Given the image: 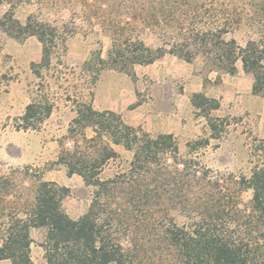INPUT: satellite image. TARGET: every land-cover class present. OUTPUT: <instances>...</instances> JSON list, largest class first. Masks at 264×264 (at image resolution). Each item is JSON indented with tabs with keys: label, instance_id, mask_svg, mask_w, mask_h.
Returning a JSON list of instances; mask_svg holds the SVG:
<instances>
[{
	"label": "trees",
	"instance_id": "16d2710c",
	"mask_svg": "<svg viewBox=\"0 0 264 264\" xmlns=\"http://www.w3.org/2000/svg\"><path fill=\"white\" fill-rule=\"evenodd\" d=\"M163 1L136 15L160 32L162 44L152 48L138 40L131 48L133 43L115 31L108 52L115 66L152 63L165 53L193 62L201 54L208 70L232 74L240 59L254 76L253 92L264 96V36L244 44L225 38L241 25L238 7L223 9L212 18V27H206L195 17L183 21L177 15L179 0L168 6L169 0ZM6 24L2 22L16 36L36 35L49 61L55 39L47 23L28 16L22 25L9 15ZM167 26L176 29L174 37ZM37 108L36 103L27 106L22 128L37 126ZM84 108L75 122L94 127L96 135L85 137L84 147L75 144L60 161L91 188L88 211L78 218L69 216L62 204L69 188L51 181H39L29 200L1 207L7 196L1 190H7L3 186L8 180L0 176V260L32 264L31 229L43 228L40 245L47 264H264V153L251 176L242 177L233 190L211 168L184 158L172 134L152 137L119 114L92 105ZM50 113L48 105L45 114ZM109 117L116 121L114 129ZM117 146L132 156L112 176L103 177L111 160L122 163ZM245 189L252 190V198L241 207L237 192Z\"/></svg>",
	"mask_w": 264,
	"mask_h": 264
},
{
	"label": "rangeland",
	"instance_id": "374dc122",
	"mask_svg": "<svg viewBox=\"0 0 264 264\" xmlns=\"http://www.w3.org/2000/svg\"><path fill=\"white\" fill-rule=\"evenodd\" d=\"M179 1L177 15L183 21L195 17L199 25L206 27H212V18L223 9L238 7L241 25L226 34V39L235 37L244 44L264 36V0H190L191 6ZM153 3L159 0H5L0 5V176L8 180L2 185L7 190L2 189L1 193L7 196L1 207L9 208L13 205L10 201L29 200L39 181H51L69 188L62 203L69 216H82L91 202V188L78 174H69L60 161V156L73 150L75 144L84 147V138L96 135L94 127L75 122L81 118L79 110L92 105L98 111L114 112L127 124L156 137L159 134L151 132L150 126L141 124L156 123L168 116L178 92L192 95L183 117L196 126L182 139L172 134L180 154L211 168L233 190L239 188L237 182L242 177L251 176L264 153L263 95H259L260 103L254 105L252 97L238 99L233 94L228 96L229 103L220 107L210 94L195 92L196 86L186 83L192 77L191 69L205 78L208 67L201 54L193 62L185 60L189 63L186 66L175 68L168 62L167 57L173 55L170 53L148 64L127 63L125 69L115 66L109 58L115 31L122 40L133 43L131 48H136L134 43L138 40L152 48L162 44L160 32L136 17ZM173 4L169 0L167 6ZM9 15L22 25L28 16L49 25L48 32L55 42L49 46L48 62L44 60L43 43L36 35L16 36L2 25L4 21L9 26ZM166 30L170 37L175 36V28L167 26ZM177 102L183 105V100ZM31 103L40 107L35 109L37 126L25 129L22 117ZM48 105L51 113L47 116ZM113 105L121 106V113L113 111ZM107 123L114 129L113 117ZM115 148L122 163L111 160L103 177L112 176L132 156L120 146ZM252 193L247 189L237 192L241 207L249 204ZM45 235L43 228L31 229L32 264H47L40 245ZM0 264L13 262L3 259Z\"/></svg>",
	"mask_w": 264,
	"mask_h": 264
},
{
	"label": "crops",
	"instance_id": "0c3cea01",
	"mask_svg": "<svg viewBox=\"0 0 264 264\" xmlns=\"http://www.w3.org/2000/svg\"><path fill=\"white\" fill-rule=\"evenodd\" d=\"M164 57L166 58V56ZM167 59L168 62L171 63V66L174 68L175 66L182 67L189 64L185 60L175 55H170L169 57H167ZM191 73L192 77L186 84L195 85V92L204 91L206 94H210L211 97L219 101L220 107L225 106L227 103H229L228 96H232L233 94H235L238 99L242 97H252V102L255 103L254 105H258V103H260L261 97H259V94H255L253 92V84L255 81L254 76L252 73L245 71L243 62L240 59L237 60L236 71L232 74L227 71L208 70L207 74H205V78H201V74L196 73L192 69ZM248 93H251L252 95L249 96L247 95ZM176 96L177 100H183V105H181V103L179 104L176 100L173 105V110L171 112H167L168 116H165L164 119L151 124H137H141L144 127L150 126L149 128L151 132L155 134L169 133L173 134L175 137L177 136L178 139H182L183 137H185V135L188 134L189 130H194L196 127L194 122L191 125L190 121L185 120L183 117V112L188 109L187 105L189 104L188 102L191 100L192 95L188 93L178 92ZM190 104H192V102H190ZM105 108L109 107L106 106ZM112 110L118 113H121L122 111L121 106L119 105H113Z\"/></svg>",
	"mask_w": 264,
	"mask_h": 264
}]
</instances>
